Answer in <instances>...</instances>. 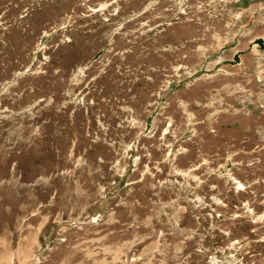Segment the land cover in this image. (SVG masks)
Returning <instances> with one entry per match:
<instances>
[{"label":"rangeland","instance_id":"1","mask_svg":"<svg viewBox=\"0 0 264 264\" xmlns=\"http://www.w3.org/2000/svg\"><path fill=\"white\" fill-rule=\"evenodd\" d=\"M0 264H264V0H0Z\"/></svg>","mask_w":264,"mask_h":264}]
</instances>
